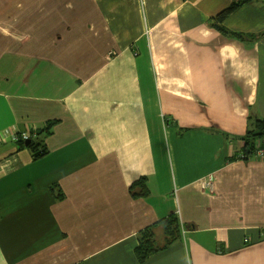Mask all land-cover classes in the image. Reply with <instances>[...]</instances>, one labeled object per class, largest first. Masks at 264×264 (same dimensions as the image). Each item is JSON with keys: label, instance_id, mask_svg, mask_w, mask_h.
Listing matches in <instances>:
<instances>
[{"label": "crops", "instance_id": "crops-1", "mask_svg": "<svg viewBox=\"0 0 264 264\" xmlns=\"http://www.w3.org/2000/svg\"><path fill=\"white\" fill-rule=\"evenodd\" d=\"M255 119L264 0H0V264H264ZM51 123L45 156L18 148Z\"/></svg>", "mask_w": 264, "mask_h": 264}, {"label": "trees", "instance_id": "trees-1", "mask_svg": "<svg viewBox=\"0 0 264 264\" xmlns=\"http://www.w3.org/2000/svg\"><path fill=\"white\" fill-rule=\"evenodd\" d=\"M244 2L239 4H232L226 10L222 11L214 19L216 23H223L230 15H232ZM235 36L240 37L241 35L235 34ZM54 123L48 124V127L35 131L31 133V136L28 140H22L21 137H18L16 140L19 149L28 148L34 155V159L38 160L47 154V148L44 144V138L50 133ZM246 142V151H252L256 142L264 140V120L255 119L252 121V125L248 129L245 138ZM146 180L141 179L138 182L134 183L131 187V193L134 198H140L148 195L146 191ZM164 229L165 243L162 247H158L155 239L154 229L155 226L148 227L140 235V243L136 249V255L140 263H144L148 260L153 254L166 249L178 242L182 237V228L181 223L176 215H172L163 221L160 222Z\"/></svg>", "mask_w": 264, "mask_h": 264}, {"label": "built area", "instance_id": "built-area-1", "mask_svg": "<svg viewBox=\"0 0 264 264\" xmlns=\"http://www.w3.org/2000/svg\"><path fill=\"white\" fill-rule=\"evenodd\" d=\"M31 134L28 133V132H24L18 136H15L14 140H17L18 137H21L22 140H28L30 138ZM257 158V159H260V160H264V144H259L257 146H255V148L246 153V152H242L241 154H239V158L241 159H247V158ZM212 184H211V181L207 182L206 183V187H210ZM205 187V185H204Z\"/></svg>", "mask_w": 264, "mask_h": 264}]
</instances>
